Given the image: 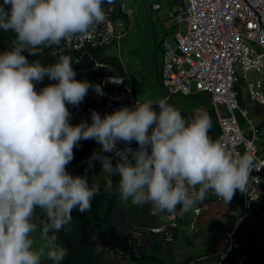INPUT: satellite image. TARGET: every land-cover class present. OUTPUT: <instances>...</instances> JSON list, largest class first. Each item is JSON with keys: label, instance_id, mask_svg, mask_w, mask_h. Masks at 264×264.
<instances>
[{"label": "clouds", "instance_id": "clouds-1", "mask_svg": "<svg viewBox=\"0 0 264 264\" xmlns=\"http://www.w3.org/2000/svg\"><path fill=\"white\" fill-rule=\"evenodd\" d=\"M183 5L184 0H180L177 10L168 11L160 19L156 11L162 9L161 3L159 0L151 3L153 18L159 23L160 32H165L161 39L156 37L157 47L163 52L159 82L164 97L158 101H141L134 96L129 77L108 72L104 63L91 53L92 49L102 51L108 46H119L124 34L118 30L121 23H117L115 18L120 17L125 8L122 0L0 2V39L6 46V50L0 52V264H41V251L35 247L33 237L37 227L42 228L47 242V258L42 259V264L47 259L61 264L68 249L57 243L55 233L67 230L74 211L85 213L91 209L93 199L100 192L99 186L106 187L105 191L111 189L112 183L108 184L111 176L119 178L118 191L122 200H130L137 205L150 204L154 213L168 212L165 221L141 230V235L147 232L157 234L160 235L158 239L165 242L175 240L181 223L180 211L183 214L192 210L198 218L203 210L197 204L202 203L209 193L226 204L234 198L237 190L244 194L245 208L235 220L230 231L232 235L238 236L243 223L257 213L264 216V195L254 203L250 215L245 216V212H249L245 193L249 189L252 172L264 168L257 162L264 159V152L240 121V115L246 119L250 115V108L243 105V88H246L251 104L264 106L250 99L247 87L249 81L264 82V75L254 69L247 72V77L241 73L235 85L241 107L247 111L243 114L237 110L238 124L252 140L255 154L234 157L220 142L221 127L218 141L210 137L212 119L206 112L188 120L170 104L175 94L207 93L215 110L212 93L199 90L195 84L190 93H174L167 98L162 84L165 42L178 46L176 34L185 29L184 25L172 20ZM107 21L113 28L109 43L99 44L100 38H93L77 46V39L94 29L102 30ZM4 31L14 34L3 35ZM260 44L264 46V38ZM50 47L54 53L65 52L72 56V52H82L74 59L78 65L86 55L93 59L81 74L87 70L94 83L87 79L78 80L80 75L76 79L69 56H60L54 64L45 66L38 60L30 62L24 54L27 52L29 56L37 57L44 48ZM177 53L183 56L180 49ZM251 72H258L261 77L251 80ZM97 75L107 77L105 85L97 80ZM45 77L56 83L37 90L36 84ZM125 84L131 88L134 103L103 97L104 90L113 92ZM89 89L94 91L95 98L87 96ZM85 97L97 100L100 106L106 102L123 107L114 111L110 109L105 115L92 110L91 123L82 120L74 125L68 105L79 107ZM220 108L226 112L224 105ZM82 140H94L97 146L87 160L84 173L73 174L68 165L74 159V149ZM98 167L102 172L100 177L96 171ZM89 169L92 170V186L87 179ZM196 207L201 209L198 215ZM37 209L47 217L44 227L40 221L34 220ZM171 213L177 214L178 226L170 228L172 239L167 240L164 233L153 231V228L167 223ZM192 226L195 228L194 223ZM134 231L130 234L136 251L144 246L138 240L143 236H136ZM239 237L235 240L230 236L229 247L210 264L221 260L227 264L230 254L242 248ZM235 243L237 247H234ZM105 250L112 254L108 256L111 261L106 263L105 258L99 264L124 263V257ZM224 254L226 257L223 259Z\"/></svg>", "mask_w": 264, "mask_h": 264}, {"label": "built area", "instance_id": "built-area-1", "mask_svg": "<svg viewBox=\"0 0 264 264\" xmlns=\"http://www.w3.org/2000/svg\"><path fill=\"white\" fill-rule=\"evenodd\" d=\"M172 20L184 31L176 34L178 46L165 42L164 66L161 81L166 88L167 98L174 93L188 94L197 84L199 90L212 93V103L219 115L221 127L220 142L239 157L245 153L254 155V144L239 127L236 112L247 111L241 107L239 92L235 89L241 73L256 70L264 75V0H184V5ZM113 28L109 21L100 31L94 29L84 37L77 39V46L93 38H100L99 44L109 43ZM180 49L183 56L177 51ZM111 77V76H108ZM105 85L107 77L96 76ZM249 97L253 102L264 104V82L262 80L247 83ZM104 98L120 102H132L131 88L125 84L113 92L105 91ZM224 105L225 113L220 106ZM264 165V159L257 161ZM246 194V206L250 210L255 202L264 195V168L254 170ZM201 209L196 207L198 215ZM242 219V218H241ZM178 226L177 214L169 216L153 231L164 233L167 240L172 239L170 228ZM238 244L235 243L234 247ZM226 254L223 255V259ZM214 264H223L222 260Z\"/></svg>", "mask_w": 264, "mask_h": 264}, {"label": "crops", "instance_id": "crops-1", "mask_svg": "<svg viewBox=\"0 0 264 264\" xmlns=\"http://www.w3.org/2000/svg\"><path fill=\"white\" fill-rule=\"evenodd\" d=\"M174 1L176 3L180 2V0ZM122 2L124 3L125 8L121 11V16L115 18V20L117 23H121L117 27L120 32H122L120 27H122L123 25V22L120 21V18H122V20H127V29L123 30L124 32L122 33L124 35L120 39L118 47L112 45L106 47L101 51L100 61L103 62L107 67L108 72L114 74H124L129 77L133 87V94L137 99L141 101H151V99H153L156 94H163L162 91H164L162 90L163 87L159 82V68L162 63L161 51L157 47L156 37L146 33L143 30L141 23H139L134 17L132 3H127V0H122ZM154 2H158V0H154ZM161 5L162 9L156 11V16L160 19H162L164 15L168 13V11H172L170 1H167V3L164 5L161 3ZM164 33L165 32H162L161 35ZM128 41H133L134 43L128 45L125 48L124 45ZM5 50V43L0 39V52H3ZM124 52H134L139 54L140 62L136 68L134 67L131 69L126 66L123 60ZM142 56L145 58L152 56L154 58V63L151 65L147 63L145 64L141 61ZM115 62H117V64H115ZM86 72H84L83 70V74L80 75L81 78L78 80L87 79L88 81L94 83L91 79V76L88 74L89 72L87 70ZM251 73L253 74V77H250L251 80H257L261 77L258 72ZM146 76L149 79L146 80L145 84H141L142 79L144 80V77ZM134 84H136L137 86L141 85V88L136 89ZM154 90L158 91L159 93H155ZM242 94L243 105L250 108V115L249 119L241 117L240 115V121L242 120L243 124H246V127H243L244 130H246L254 137L259 148L264 152V106H255V104H251L248 100V96L245 90L242 91ZM170 104L176 106L188 120L195 118L200 113L206 112L212 119V128L209 131V135L213 140L218 141V136L220 133L219 119L217 113L211 105L209 94L194 93L192 95L186 96L175 94ZM121 107H123V105L102 102V115L107 114L110 109L114 111L115 109ZM260 108H262V111L260 110ZM96 171L98 173V176L100 177L102 175L101 168L98 167ZM114 177L115 176H111L109 178V180L112 181L110 182V184L117 182V177ZM242 199L243 194L239 190L236 191L234 198L228 204H226L222 199L218 198L214 194L209 193L202 203L197 204V206H200L203 210L202 215L209 210H213L215 214L216 218L213 219L215 224L208 228L205 227L206 221L208 220L207 216H203L200 226L197 227L195 225L199 222L200 216L198 218L195 217L192 210L183 214H181L180 211L181 223L173 242H165L159 240L157 236L160 235L153 233L147 232L141 235V230H144L146 228L145 226H141V224L146 223L149 225H154L157 222L165 221L168 217V212L154 213L150 204H136V212H132L131 209L134 207V204L129 201L128 209L125 207V212L120 211L118 213H115L112 216V219L114 221V224L118 226V228L122 232L132 233L135 230L134 234L136 236H143L141 239L138 238V240L143 243L142 245L145 248L149 246V253L157 255L160 259L165 260L168 264H210L217 260V257L219 256L221 251L229 247L228 245L219 246V244L216 243V241L220 240L218 237V231L221 230L220 225H224L226 231L227 229H230L231 231L234 228V226L228 227V224L232 222V219L236 220V218H238L242 214V210L244 208V206L242 205ZM178 209L180 210L179 207ZM127 210H130V212H132L131 216H133V218L139 217V221L136 222L131 219L132 226L129 224H127V226L123 225L126 224L125 216L129 215L126 212ZM192 223H194L195 228H193ZM198 232L207 234V236H200V234H197ZM259 234H261V236H264V216H261L257 213L252 218L247 219L246 222H244L238 230V236H244L249 241V245L244 249L239 248L233 251L228 258L227 264H242V262L243 264H263L264 241L254 240V238L260 236ZM33 237L35 241V247L41 251V258L43 259L47 248L46 240L44 239L43 235L39 236L38 234H36V232L33 233ZM190 241L194 242L195 246L192 247V243ZM200 243H207L205 246L206 248L204 250H198V252H196L197 246ZM183 245L189 247V249L182 250ZM141 247L142 246L138 248ZM190 255L193 257H191ZM123 262V264H130L126 260H124Z\"/></svg>", "mask_w": 264, "mask_h": 264}, {"label": "trees", "instance_id": "trees-1", "mask_svg": "<svg viewBox=\"0 0 264 264\" xmlns=\"http://www.w3.org/2000/svg\"><path fill=\"white\" fill-rule=\"evenodd\" d=\"M2 2V0H0ZM3 35H12V32L4 31ZM15 36V35H14ZM74 55L68 53H54L50 48H44L39 56H29L27 52L24 54L28 57L29 61L38 60L45 66L54 64L60 56H69L73 61V68L76 71V79L82 73V69H85L94 60L89 58L87 55L82 58L81 64L78 65L74 59L78 58L82 52H72ZM91 53L95 59H100L101 51L98 49H92ZM163 52L161 51V56ZM117 64V62H115ZM56 83V81L49 80L47 77L40 83L36 84L37 90L47 86L48 84ZM237 88H241L237 85ZM69 110L72 112V124H78L82 120H87L91 123V111L96 110L100 114L102 113L100 103L97 100L90 97H85L84 101L79 107H73L71 104L68 105ZM102 115V114H101ZM97 143L94 140H82L80 144L74 149V159L68 165V169L73 174H83L87 167V160L95 150ZM92 170L89 169L87 179L89 185L91 183ZM117 182L113 183L109 191H105L106 187L99 186L100 192L93 199L91 209L85 213H79L74 211L72 214V222L68 226L67 230H61L55 235L58 237L57 243L68 249V254L61 261V264H99L102 262V253L97 249V243L104 249H108L115 255H120L123 260L129 263L138 264H168L165 260L160 259L155 254H143L139 256L135 251L133 244V236L129 232H122L118 226H116L112 220V216L115 213L125 211V201L120 198L119 191L117 188ZM124 201H117L119 199ZM244 198V194H243ZM116 199V200H115ZM122 204V205H120ZM242 205L245 208L244 199H242ZM121 207H123L121 209ZM243 208V209H244ZM136 204L131 211L136 212ZM243 211V210H242ZM35 221H40L44 225L47 223V217L42 210L37 209ZM133 220L139 221V217L133 218ZM144 222V221H143ZM141 226H149V224H141ZM52 235V233H49ZM239 241L242 244V248H246L249 245V241L240 236ZM47 247V242H46ZM46 257V254L44 258ZM47 258V257H46ZM44 264H54L53 261L47 259Z\"/></svg>", "mask_w": 264, "mask_h": 264}, {"label": "rangeland", "instance_id": "rangeland-1", "mask_svg": "<svg viewBox=\"0 0 264 264\" xmlns=\"http://www.w3.org/2000/svg\"><path fill=\"white\" fill-rule=\"evenodd\" d=\"M118 1V0H117ZM154 0H127V3L128 2H131L132 5H133V10H134V17L137 19V21L139 23H141L142 27H143V30L148 33V34H151L159 39H161V32H160V25L159 23L157 22L156 18H153V14H154V10H152L151 8V3L153 2ZM163 5L167 3V1H170L171 2V10L174 12L175 10L178 9L179 7V3H176L174 0H159ZM119 21V20H118ZM120 21L123 22V25L122 27H120L121 31L124 32L123 30H126L127 29V26H128V21L127 20H122V18H120ZM134 43L133 41H128L124 47L126 48L128 45ZM123 60H124V63L126 64V66L128 68H136L140 62V57H139V54L138 53H126L124 52L123 53ZM141 61L144 62L145 64H153L154 63V58L152 56H149L148 58H145V57H141ZM250 77H253V74L250 73ZM149 79L147 76L144 77V80L142 79V82L141 84H145L146 80ZM135 85V88L136 89H140L141 88V85ZM163 90V89H162ZM244 90L246 91L247 93V90L246 88H244ZM155 93H159L158 91L154 90ZM163 94H164V91H162ZM163 94H156V96L151 99V101H158L162 98ZM87 96H90L92 98H95L96 95L94 93V91L92 89H89V92H88V95ZM164 97V96H163ZM260 110L262 111V108H260ZM241 123H242V126L245 128L246 124H243L242 120H241ZM100 147V146H99ZM93 177V176H92ZM110 178V177H109ZM93 181V179H92ZM107 181V179H106ZM105 182H102V183H106ZM95 182H96V179H95ZM112 182L111 180L108 179V184ZM94 183V182H93ZM118 191V190H117ZM117 201H119L118 203L120 202H124L122 200L117 199ZM130 201V200H129ZM129 201H125V207L128 209V206H129ZM122 205V204H120ZM122 209V207H121ZM121 212H125V211H122ZM129 215L128 216H125V222L126 224H123L124 226H127V224L131 225L132 223V220L133 219V216H131L132 212H130V210H127L126 211ZM203 216H207V221H206V224H205V227L208 228V227H211L214 223L213 219L216 218L215 217V214L213 212V210H209V211H206L205 214H203L202 216H200L199 218V222L195 225L197 227L200 226L201 224V220L203 218ZM234 223H235V220L232 219V222H230L228 224V227H232L234 226ZM132 226V225H131ZM221 226V230L218 231V237L220 240L216 241V243L219 244V246H224V245H229L230 244V236L232 238H234L235 240H237V234L236 235H232L230 234V229H227V231L225 230V226L224 225H220ZM222 227H223V230H222ZM131 229V228H130ZM226 231V232H225ZM43 230L41 227H37V230H36V234H38L39 236L43 235L42 234ZM197 234H200V236H207V234H204V233H201V232H198ZM260 236H257V238H254L255 241H259V240H263L264 241V236H261V234H259ZM139 236V235H138ZM234 236V237H233ZM191 242V241H190ZM192 243V247L195 246L194 242H191ZM206 244L207 243H200L198 244L197 246V250L196 252H198V250H204L206 247ZM97 249L102 253V257H103V260L106 258V263H109L111 260L110 257L108 256H112L111 253H109L107 250H105L104 248H102L98 243H97ZM148 249V251H147ZM188 250L189 247L183 245L182 247V250ZM136 252L139 256H142L143 254H147L150 252V248L149 246L147 248L145 247H142V248H137L136 249ZM152 254V253H150ZM188 256V255H187ZM191 256V255H190ZM186 257V256H184ZM193 257V256H191ZM41 264H42V258H41ZM112 264H121L120 262H117V261H112Z\"/></svg>", "mask_w": 264, "mask_h": 264}]
</instances>
